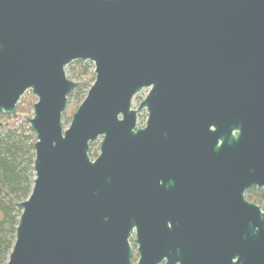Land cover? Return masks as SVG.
Segmentation results:
<instances>
[{"label": "water", "instance_id": "water-1", "mask_svg": "<svg viewBox=\"0 0 264 264\" xmlns=\"http://www.w3.org/2000/svg\"><path fill=\"white\" fill-rule=\"evenodd\" d=\"M74 60L94 79L64 126ZM27 91L6 264H264V0H0V114Z\"/></svg>", "mask_w": 264, "mask_h": 264}, {"label": "trees", "instance_id": "trees-1", "mask_svg": "<svg viewBox=\"0 0 264 264\" xmlns=\"http://www.w3.org/2000/svg\"><path fill=\"white\" fill-rule=\"evenodd\" d=\"M66 70L68 77L76 80L77 84L67 95L62 115L64 126L94 79L93 64L87 60H74ZM34 100L29 91L18 101L15 117L6 112L0 114V264H6L14 242L20 214L16 203L29 195L33 184L35 133L27 118ZM93 145L91 142L89 146L91 157L97 154ZM248 198L257 204L264 202V189H252Z\"/></svg>", "mask_w": 264, "mask_h": 264}, {"label": "rangeland", "instance_id": "rangeland-1", "mask_svg": "<svg viewBox=\"0 0 264 264\" xmlns=\"http://www.w3.org/2000/svg\"><path fill=\"white\" fill-rule=\"evenodd\" d=\"M65 72H66V75L68 77V72L65 68ZM70 78V77H68ZM72 79V78H70ZM74 80V79H73ZM29 91L25 92L24 95L27 93L28 94ZM147 93V88H144L142 89L141 91H139L137 94H135V96L132 98V101H131V107L132 108H136L139 104V102L144 98V96L146 95ZM35 101V100H34ZM32 114V107H31V111L29 112V115L28 116H31ZM145 108H141L139 110V112L137 113V126H142L144 121H145ZM1 120V118H0ZM68 124V123H67ZM65 124V126L67 125ZM98 144H99V139L95 140L94 141V145H93V150L97 153L98 152ZM261 207H264V202L260 203L259 204ZM131 248H132V252H133V256H132V260L135 262L136 261V253H135V245L134 244H131Z\"/></svg>", "mask_w": 264, "mask_h": 264}, {"label": "flooded vegetation", "instance_id": "flooded-vegetation-1", "mask_svg": "<svg viewBox=\"0 0 264 264\" xmlns=\"http://www.w3.org/2000/svg\"><path fill=\"white\" fill-rule=\"evenodd\" d=\"M252 189H263V188H258V187H256V186H254V187H251L250 189H248V190L245 192V197H246V199L249 200V201H252L251 199L248 198V194H249V192H250ZM252 202H254V201H252ZM255 203H256V202H255ZM258 205H259V204H258ZM131 244H133V243H132L131 240H130V245H131ZM159 264H164V261L160 262Z\"/></svg>", "mask_w": 264, "mask_h": 264}]
</instances>
